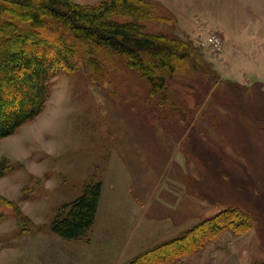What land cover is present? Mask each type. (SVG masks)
I'll return each instance as SVG.
<instances>
[{"label": "rangeland", "instance_id": "1", "mask_svg": "<svg viewBox=\"0 0 264 264\" xmlns=\"http://www.w3.org/2000/svg\"><path fill=\"white\" fill-rule=\"evenodd\" d=\"M160 1L155 14L172 15L171 25L148 19L146 28L196 45L200 32H223L222 54L201 49L203 57L219 79L243 85L242 100L264 119V0H189L182 14L194 23L186 28L176 0ZM117 99L83 66L62 71L44 109L0 139V264H129L218 212L225 205L219 202L244 203L249 190L252 202L244 207L264 214L259 132L214 105L192 123L205 137L200 142L218 150L220 179L238 185L234 195L214 184L210 158L187 142L183 127L148 120L138 100ZM95 182L101 195L90 230L78 239L55 234L50 224L59 207ZM169 264H264V222L243 234L224 231Z\"/></svg>", "mask_w": 264, "mask_h": 264}, {"label": "trees", "instance_id": "2", "mask_svg": "<svg viewBox=\"0 0 264 264\" xmlns=\"http://www.w3.org/2000/svg\"><path fill=\"white\" fill-rule=\"evenodd\" d=\"M162 7L157 0H0V139L44 109L58 73L83 66L93 83L110 88L114 99L141 102L148 120L166 124L170 119L183 127L187 142L203 146L210 158L214 184L223 182L218 150L200 142L205 137L192 123L204 106L214 105L264 137V119L242 100L243 85L219 79L191 39L146 28L143 21L148 19L171 25L172 15L155 14ZM237 186L224 183L222 189L236 195ZM100 195V182L86 184L76 198L59 207L50 229L65 239L83 237L94 223ZM233 198L219 202L225 205L218 212L175 239L139 253L129 264L173 263L224 231L243 234L264 222V214L244 207L250 198L244 203Z\"/></svg>", "mask_w": 264, "mask_h": 264}, {"label": "built area", "instance_id": "3", "mask_svg": "<svg viewBox=\"0 0 264 264\" xmlns=\"http://www.w3.org/2000/svg\"><path fill=\"white\" fill-rule=\"evenodd\" d=\"M201 30L204 29L203 26L199 27ZM196 39L197 45L207 51L211 56H219L222 54L224 49V43L222 35L217 31L209 30L201 34H198Z\"/></svg>", "mask_w": 264, "mask_h": 264}, {"label": "crops", "instance_id": "4", "mask_svg": "<svg viewBox=\"0 0 264 264\" xmlns=\"http://www.w3.org/2000/svg\"><path fill=\"white\" fill-rule=\"evenodd\" d=\"M158 1H160V0H158ZM162 4L164 3V2H162V1H160ZM187 2H189V0H176V9H178V16H179V18H180V16H182L183 17V22H180L181 24H182V27L183 28H186V27H188L189 26V24L191 23V21H193V19L190 17V16H188V17H186L184 14H182L183 12H185L184 10H183V12H182V5L183 4H186ZM169 5H172V4H169ZM181 11V12H180ZM197 17V16H196ZM197 20H199L200 21V19L198 18ZM196 20V21H197ZM193 23H194V21H193ZM217 30V29H216ZM221 34H222V37H223V39H224V36H223V32H221ZM224 42H225V40H224ZM226 44V42L224 43V45ZM226 47H227V45H226ZM228 48V47H227Z\"/></svg>", "mask_w": 264, "mask_h": 264}]
</instances>
